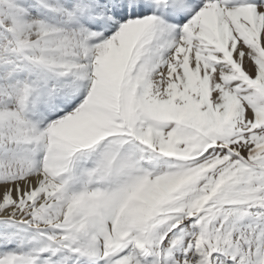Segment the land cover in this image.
Returning <instances> with one entry per match:
<instances>
[{"label":"snow or ice","instance_id":"obj_1","mask_svg":"<svg viewBox=\"0 0 264 264\" xmlns=\"http://www.w3.org/2000/svg\"><path fill=\"white\" fill-rule=\"evenodd\" d=\"M0 264H264V0H0Z\"/></svg>","mask_w":264,"mask_h":264}]
</instances>
